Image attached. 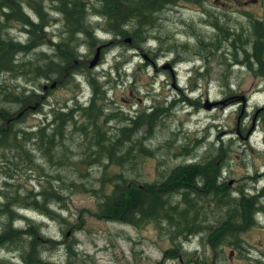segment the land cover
Wrapping results in <instances>:
<instances>
[{"label":"rangeland","instance_id":"374dc122","mask_svg":"<svg viewBox=\"0 0 264 264\" xmlns=\"http://www.w3.org/2000/svg\"><path fill=\"white\" fill-rule=\"evenodd\" d=\"M56 1L60 4V0H43V7L23 4L34 26L14 19L3 25L8 36L22 42L30 41L28 28L37 29L33 35L40 34L31 52L15 55L16 60L25 61L41 50L52 53L55 43H69L78 57L67 61V66L82 65L84 70L86 64L95 79L89 84L76 70L60 75L58 66L54 73L59 79L53 86L48 78L26 72L23 63L17 74L0 73V89L34 91L40 96L33 108L31 102L29 108L0 102V115L7 106L12 113L21 111L10 115L7 123L26 132L19 145L8 148L0 142V231L8 223L38 230V243L28 251L29 264H198L203 258L209 264L264 262V52L262 63L254 56L257 33L264 38V32L254 27L258 19L264 31V0H170L152 11L140 6L142 14L135 16L141 22L129 15L126 0L119 12L111 0H83L92 6L85 12L84 25L91 35L88 45L82 42L83 33L77 34L81 42L72 41L75 27ZM123 16L128 19L118 26ZM137 29L147 33L143 49L134 48L131 34H117ZM92 100L102 109L97 108L101 113L94 117L91 129L88 105ZM154 105L160 106L156 118H139L140 125L131 130L133 123L126 117L150 111ZM55 111L58 118L71 112L72 119L61 122L55 141L45 140L43 134L40 141L47 143L43 151L33 133L41 125L50 131L56 123ZM96 126L107 135L120 130L117 137L124 129L131 131L117 144L113 162L106 158L101 163L97 158ZM139 137L131 150L126 148ZM109 140L110 136L106 157L115 143ZM118 155L120 163L115 162ZM209 161L218 168L217 181L230 185L232 196L238 195L237 190L257 196L254 218L239 233L237 246L221 244L215 251L207 243V225L223 216L218 205L203 204L202 199L186 207L191 213L197 204L203 218L204 229L192 234L176 232L172 219L135 223L102 216L103 194L116 181L159 182L178 165L206 166ZM45 189L54 194L48 201L42 199ZM178 196L170 193L166 199L182 208ZM27 233H22V239L1 242L0 260L25 264L22 255L31 235ZM165 249H174L173 254L166 255Z\"/></svg>","mask_w":264,"mask_h":264},{"label":"trees","instance_id":"16d2710c","mask_svg":"<svg viewBox=\"0 0 264 264\" xmlns=\"http://www.w3.org/2000/svg\"><path fill=\"white\" fill-rule=\"evenodd\" d=\"M102 1V0H101ZM116 10L122 9L121 3H124L122 0H111ZM140 1V2H139ZM170 0H126L127 5L131 6L129 10V15L133 16L135 21L141 22V18H137L135 13L137 12L139 15L142 14V8H147L154 10L156 8H160L163 6L164 2H168ZM56 7L58 9H65L67 12V18L70 23L75 27V35L72 39L77 43L81 42L80 38L77 36L79 33H83L85 36V40L82 41L86 45L90 43L91 35L86 30L84 22L86 20L85 12H89L92 10V6L84 2L83 0H60V4L56 1ZM23 4H28L32 7L35 5H41L43 7V0H0V73L4 71H8L12 74H17L19 72L18 67L20 63H23L26 68V72H30L35 74L38 78H48L53 82L58 81L59 76H57L54 72L58 70V66H60L61 72L60 75L63 74V71H72L76 70V73H81L86 76V80H94L92 77L90 69L84 64L85 68L82 69V65L77 66L74 65L72 68H69L66 64L67 61L74 59L77 55L70 51L69 43H55L54 49L52 53H47L46 51L41 50L40 53L34 54V56L29 57L27 60H16L15 55H26L31 52V47L34 45V42L40 41V34H34L32 32H37V29L28 28L30 32V41L22 42L18 40H14L12 37L7 35L3 25L9 21L10 19L16 20L20 24L31 23V25H35L32 20L29 18L27 10L23 9ZM141 6V7H140ZM37 11L38 9L35 8ZM39 15L40 12L38 11ZM121 21L118 22V26L120 23L127 20L128 16H123L120 18ZM147 20V19H146ZM145 21V20H144ZM153 26V25H151ZM254 27L261 30V33L264 32L262 29V25H259L258 19L254 23ZM24 30V25H21V31ZM126 31V29H125ZM119 36L121 35H132V43L140 46L143 40L146 39L147 33H143L141 29L134 30L132 33H117ZM260 37L258 39V44H256V51H254V56L256 60L260 63L261 57L260 54L264 52V38L260 33H257ZM264 34V33H263ZM263 38V40H261ZM138 39V40H137ZM121 41V40H119ZM142 41V42H141ZM24 43V44H23ZM38 44V43H36ZM20 53V54H18ZM78 57V56H77ZM14 58L13 62L12 59ZM36 60H41V62H36ZM57 60L62 61L63 65H60ZM75 76V75H74ZM93 90L97 92L98 87H93ZM102 90H104L102 88ZM3 94H7V97L3 96ZM39 94L30 91H22L21 93L4 91L0 89V102L8 101V102H16L22 103L25 107L29 108V102L33 103L32 108L36 102L39 100ZM98 101L92 100V102L88 105L89 107V117H90V128L94 126V117L101 113V110L97 111V108L102 109V106L97 103ZM9 109L4 111L0 116L4 120V122L0 123V142L6 143L8 148L12 145H19L20 140L24 139L26 136V132H23V128H13L10 127V124L7 123L9 120V116H13L16 114L17 116L21 111L12 113L10 106H7ZM94 107V108H93ZM26 108V109H27ZM25 109V110H26ZM94 109L97 112H94ZM160 110V106L154 105L151 107L150 111L142 110L140 113L134 116H128L129 122H132V128L134 126H139L140 121L139 118H143L145 120H151L156 118V111ZM58 111H55L56 115V123L52 126L50 131H44V126H39L35 134L33 133V137L39 140V147L44 151V147L47 144L46 141H40V138L44 139H52L55 141L57 139L58 134L61 130V122L66 121L68 119H72L71 112H62V116L59 115ZM0 117V120H1ZM12 120V119H11ZM97 120V119H96ZM93 121V122H92ZM91 129L87 132L89 133ZM97 138L95 140L96 154L97 158L102 163V159L110 158V161L113 162V157H115V150L118 143H121L124 139H127L131 134L129 129H124L121 131L119 137H117L120 133L107 135L106 132L101 131V129L96 126ZM21 132V133H18ZM45 132V133H44ZM110 136L109 142L115 141L112 151L108 153L106 157V153L109 150V147L106 145V139ZM89 138V137H87ZM45 139V140H46ZM12 140V142L10 141ZM134 141H130L127 145V149H132L133 145L136 141H141V138L133 139ZM85 141V140H84ZM105 142V143H104ZM139 143V142H138ZM103 148V149H102ZM90 156V155H89ZM119 155L116 158L115 162L120 163ZM216 162V161H215ZM217 166L211 161L208 162V165L197 164V163H189L184 165H178L171 169L166 178L159 182H142V184L136 183H128L122 179L113 183V186L109 193L103 194L100 211L104 214L102 216H106L111 219H117L128 222L138 223L141 219H157V218H166L168 220L172 219V221L176 222L177 229L176 232H182L183 234H192L200 232L204 229L203 227V218H200V214L198 212L197 204L195 208L192 209V212H187V204L197 202L199 199H202V203L213 202L218 205L220 208V213L222 214V219L216 223L208 224V232L206 233V241L207 243L216 251L219 245L228 244V245H238L240 242L239 233L245 230L248 227V223L251 222L254 218L253 210L254 207V195H245L243 190L237 193L238 195H231L229 191L230 185L227 182L222 181L218 182L217 178L220 176L219 171L217 170ZM198 182L201 183L197 187V179ZM104 181L102 180V185ZM218 182V183H217ZM50 189V188H46ZM45 191L42 193V199L44 201L50 200L54 194L53 192ZM51 190V189H50ZM170 193H177L178 201H182L184 207L178 206V202L170 204V202L166 199V196ZM193 193V195H191ZM6 200H10V193L5 194ZM14 199H18V197H14ZM193 206H190V208ZM184 208V209H183ZM186 208V209H185ZM7 213H10L11 208L8 207ZM201 210V209H200ZM219 215L217 218H220ZM247 217L250 218L247 220ZM245 218V221L243 219ZM238 219V220H236ZM29 232L30 240L28 243V250L22 258L25 264H29L30 256L28 255V251L38 243L36 239L38 230L31 226L26 230L17 229L12 227L9 223L0 231V243L6 242L7 240L13 239H22V233ZM28 234V233H27ZM174 249H165L164 253L166 255H172ZM202 261H197L198 264H209L206 258L201 259ZM0 264H8V262L0 260ZM260 264H264L261 262Z\"/></svg>","mask_w":264,"mask_h":264},{"label":"water","instance_id":"95a60500","mask_svg":"<svg viewBox=\"0 0 264 264\" xmlns=\"http://www.w3.org/2000/svg\"><path fill=\"white\" fill-rule=\"evenodd\" d=\"M128 38V37H127ZM99 49H100V47L98 46L97 48H96V54H95V56H94V58H93V60H92V64L97 60V57H98V53H99ZM55 82H53L52 84H54Z\"/></svg>","mask_w":264,"mask_h":264},{"label":"flooded vegetation","instance_id":"af4514ba","mask_svg":"<svg viewBox=\"0 0 264 264\" xmlns=\"http://www.w3.org/2000/svg\"><path fill=\"white\" fill-rule=\"evenodd\" d=\"M146 42H147V41H146ZM144 44H145V43L143 42V46H142V47H140V46H138V45H135V47H134V48H137V49H143V48H144V46H145ZM100 46L102 47V46H103V43H102V44H99V47H100ZM101 47H100V48H101ZM168 65H169V64H168ZM54 85H55V83L53 84V86H54ZM47 86L49 87V85H48V84L46 85V87H47Z\"/></svg>","mask_w":264,"mask_h":264},{"label":"bare ground","instance_id":"6f19581e","mask_svg":"<svg viewBox=\"0 0 264 264\" xmlns=\"http://www.w3.org/2000/svg\"><path fill=\"white\" fill-rule=\"evenodd\" d=\"M140 2V1H139ZM33 14V13H32ZM131 19V18H130ZM65 24V23H64ZM89 25V24H88ZM98 39V38H97ZM138 40V39H137ZM142 42V41H141ZM143 43V42H142ZM145 43V42H144ZM141 44V43H140ZM145 45V44H144ZM162 45V44H161ZM101 47V46H100ZM141 47V46H140ZM81 51V50H80ZM136 51V50H135ZM90 52V51H89ZM132 52V51H131ZM138 53V52H137ZM136 53V54H137ZM148 53V52H147ZM143 64V63H142ZM119 75V74H118ZM78 83V82H77ZM95 83V82H94ZM97 88V87H96ZM46 91V90H45ZM153 99V98H152ZM160 102V101H159ZM105 103V102H104ZM100 106V105H99ZM94 108V107H93ZM113 117V116H112ZM90 119V117H89ZM84 120V119H83ZM154 122V121H153ZM49 123V122H48ZM80 126V125H79ZM145 136V135H144ZM111 140V139H110ZM130 140V139H129ZM105 143V142H104ZM103 149V148H102ZM93 150V149H92ZM91 157V156H90ZM91 159V158H90ZM138 169V168H137Z\"/></svg>","mask_w":264,"mask_h":264}]
</instances>
